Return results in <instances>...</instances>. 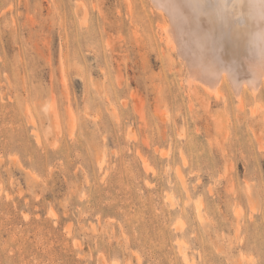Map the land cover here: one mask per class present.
<instances>
[{
    "label": "rangeland",
    "instance_id": "obj_1",
    "mask_svg": "<svg viewBox=\"0 0 264 264\" xmlns=\"http://www.w3.org/2000/svg\"><path fill=\"white\" fill-rule=\"evenodd\" d=\"M153 4L0 0V264H264V80L191 82Z\"/></svg>",
    "mask_w": 264,
    "mask_h": 264
},
{
    "label": "bare ground",
    "instance_id": "obj_2",
    "mask_svg": "<svg viewBox=\"0 0 264 264\" xmlns=\"http://www.w3.org/2000/svg\"><path fill=\"white\" fill-rule=\"evenodd\" d=\"M152 2L169 18L163 29L186 60L191 82L211 94L219 92L225 79L238 95L245 85L259 90L264 80V0Z\"/></svg>",
    "mask_w": 264,
    "mask_h": 264
}]
</instances>
